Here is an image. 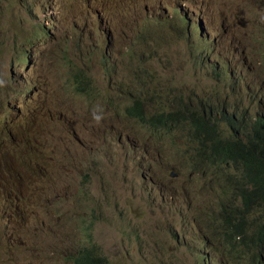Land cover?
I'll return each instance as SVG.
<instances>
[{"label":"rangeland","instance_id":"1","mask_svg":"<svg viewBox=\"0 0 264 264\" xmlns=\"http://www.w3.org/2000/svg\"><path fill=\"white\" fill-rule=\"evenodd\" d=\"M179 2L177 0V5ZM11 3L13 0H0V113L5 112L12 120L24 119L29 102L24 101L23 96L15 95L13 88L15 84L22 86L25 88L24 93L32 89L31 95L36 89L32 88V83L26 82L31 79H36L42 99H52L57 110L50 111L49 116L40 119L35 129V120L26 123L28 129L20 124L15 131L17 145L11 141L6 129H0V140L3 142V145L0 144V192L1 186L26 185V202L37 206L44 196L57 187L58 173L64 166L61 147L70 156L69 165L75 175H70L69 180L61 185L64 194L53 192L50 195L45 208L26 206L18 212L19 217H23L14 222L20 246H12L5 240L6 221L0 219V264H73L68 258L70 251L76 253L87 243L100 249L110 264H193L191 254L197 249L194 234L191 233L182 245L174 244L170 235L174 228H182L177 213H184L188 209L194 185H223V182L216 174L212 178L206 174L191 178L186 170L176 167L177 171L185 172V177L162 186L163 202L167 206L171 205V208L158 211L156 207L159 203H151L147 195L142 193L144 186H140V176L135 171L140 161L136 158L127 160L126 157L122 163L126 150L123 143L127 146L128 143L117 145L114 137L124 131H134V136L142 133L140 127L124 114V108L132 101L129 91L134 94V64L145 66L152 74V81L147 75L145 80L150 82L161 100L167 98L168 88L185 91L186 96L188 89L194 86L193 81L200 82L201 79L223 84V77L217 78L207 66L196 71L186 70L179 59L185 62L189 58L174 42L170 47L171 42L166 41L168 31L152 27L151 22L138 21L137 24L148 26L151 32L150 49L168 45L154 55L156 58L147 61L150 53L148 57L142 54L145 47L134 45V42V46H131L127 41L131 22L125 21V31L121 29L123 25H119L128 11L129 0H117V5L115 0H111V5L109 0H62L58 9H62L69 17L68 29L78 28L82 34L61 29L57 39L50 32L48 39H38L34 31L36 28L47 31L43 29L44 23L35 15L27 13L20 3ZM28 3L37 15L42 3L37 0ZM217 4L221 6L219 11H222V18L233 16L230 37L235 39H230L232 45L240 50L242 39L248 42L255 56L260 50L263 51L264 45L259 44L260 37H264V6L261 0H217ZM211 10L213 15L215 7ZM99 13L101 20L97 19ZM156 14L161 16L158 12ZM169 15L171 9L164 17L168 18ZM228 24L229 21H226ZM111 26H117L122 31L120 41H116L109 31ZM103 31L105 34L102 37ZM28 38L40 41L33 42L36 46L30 62L26 67L20 61L11 66L9 62L13 46L16 43L27 44ZM182 41L180 37L178 43ZM60 47L70 48L75 57L87 58V65L97 77L99 71L95 58L92 55L86 57V52L115 59L117 72L106 81L99 80L100 90L92 102L72 96L66 88L57 56ZM230 51L235 52L236 49ZM240 52L249 90L264 94V54L261 52L262 56L258 59L248 52ZM141 54L146 60L144 63L138 61L142 58ZM30 66L32 69L27 72ZM138 88L136 84L135 90L138 91ZM225 89L230 90L227 85ZM117 91L125 94L119 96ZM6 93L10 99L7 112L3 100ZM208 96L215 104L213 94L205 92L200 97ZM132 139L134 141V137ZM134 143L136 151L158 146L157 140L147 135ZM175 143L173 148L181 149V142L176 140ZM163 145L164 151L169 150ZM142 156L147 158L145 153ZM84 170L89 173L85 181L87 185H76V180H79ZM202 195L209 196L206 191ZM85 220L89 222L85 223ZM184 232L188 233L186 229Z\"/></svg>","mask_w":264,"mask_h":264},{"label":"clouds","instance_id":"2","mask_svg":"<svg viewBox=\"0 0 264 264\" xmlns=\"http://www.w3.org/2000/svg\"><path fill=\"white\" fill-rule=\"evenodd\" d=\"M135 1L129 0L127 22L132 21L133 8L137 4ZM109 5H111V0H109ZM115 5H117V0H115ZM160 6L161 1H159ZM47 11H49V5H47ZM106 13L109 14V9ZM35 16L37 17L36 13ZM147 18L149 22L152 21L151 14H148ZM155 18L159 21L161 16L156 14ZM97 19L101 20L100 13L97 15ZM186 21L185 19L184 23ZM50 23L49 21V25H51ZM154 27L156 28V25ZM168 27L170 25H166V29ZM172 27H174L173 24ZM147 28L148 26L146 30ZM43 29H45V25H43ZM47 33H49V29H47ZM182 33H184V27H182ZM104 34L103 31L102 37ZM33 42L40 41L28 38L27 44L16 43L13 46L9 62L11 66L19 61L24 64V67L28 65L31 60L30 56L35 52L36 45L34 44L36 43ZM100 45H102V41H100ZM88 55L95 58L99 77L91 72L86 63L87 58L75 57L70 48L60 47L57 50L65 86L70 94L92 102L100 90L99 80L110 79L117 72V68L113 58L86 52V57ZM218 65H220V59H218ZM31 67L27 72L31 71ZM146 75L150 81L154 79L145 66L134 64V78H132L134 94L129 91L128 95L132 101L129 106L124 108V114L140 127L142 133L134 136V131H124L114 137L117 145H121L123 142L128 143V146L123 143L126 150L125 157H122V163L125 162L126 157L127 160L136 158L140 161L135 166V171L140 176V186H144L142 193L147 195V200L151 203H159V206L156 207L158 211L171 208V205L167 206L163 202L162 186L170 185L185 177V172L177 171L176 167L186 170L187 175H190L191 178L199 174L210 175L212 178L216 174L223 185H194L190 193L188 209L184 213H177L182 228H174L170 235L174 244L182 245L186 238L191 236V233L194 234L197 249L191 254L193 264H199V262L201 264H219L220 254L222 255L221 264H234L240 245L238 230L245 224L251 212L264 211V94L231 86L228 91L225 89L226 85L199 79L200 82L193 81L194 86L188 89L186 96L184 95L185 91H174L168 88L167 98L161 100L150 82L145 80ZM216 75H218V71H216ZM26 82L32 83V88H36L31 95L29 93L32 89L24 93L25 88L22 86L15 84L13 88L15 95L23 96L24 101L29 102L27 105L29 110L24 119L12 120L5 112L0 113V129H6L10 134L11 141L16 145L18 142L15 131L20 124L24 125V129H28L29 126L26 123L35 120L36 124L33 125L35 129L40 119L49 116L50 111L57 110L52 99H42V91L37 88L36 79L26 80ZM136 84L139 87L138 91L135 90ZM117 92L119 96L125 94L122 91ZM205 92L208 95H214L215 104L211 102V96L200 97ZM147 96H149V100ZM3 100L5 101L4 109L7 112L9 111L7 103H10L7 93L3 96ZM136 100L142 103V114L146 119V125H142L128 114ZM145 135L155 138L158 146L145 148V151H136L134 142ZM132 137H134V141ZM176 140L181 142V149L173 148L176 145ZM0 144L3 145L1 140ZM163 144L169 150L164 151ZM200 147L205 148L207 153L212 156L214 165L206 166L200 163L197 153V149ZM60 150L64 155V166L58 173L57 187L44 196L37 206L26 202V185L1 186L0 219L6 221L5 240L10 245L20 246L14 222L23 219V217H19L18 212L24 210L23 208L26 206L34 209L45 208L50 195L53 192L64 194L61 185L69 180L70 175H75L73 168L69 165L70 156L63 147ZM143 153L147 154V158L142 156ZM88 174L84 170L79 180H76V185H87L85 181L88 179ZM204 191L208 192V197L202 195ZM66 193L74 195V193ZM88 222L85 220V223ZM185 229L188 233L184 232ZM81 233L84 234V232ZM81 253L86 258L85 264H110L100 249L88 243L81 246V249L76 253L74 250L70 251L68 258L75 264V258Z\"/></svg>","mask_w":264,"mask_h":264},{"label":"bare ground","instance_id":"3","mask_svg":"<svg viewBox=\"0 0 264 264\" xmlns=\"http://www.w3.org/2000/svg\"><path fill=\"white\" fill-rule=\"evenodd\" d=\"M29 1L31 0H13L11 4L15 5L20 3L27 13L35 15L33 7L28 3ZM37 1L42 3V7L37 11L38 20L44 23L45 28L49 29V32L55 35L56 39L61 29H66L75 34H82L78 28L72 27L68 29L69 17L65 15L62 9H58L62 0ZM53 1H55V5H53ZM159 1H161V7H159ZM179 1V5H177V0H173V3H171V0H136L135 2H137V4H135V8H133V18L130 26L131 29L128 31L127 41L131 46H144L145 48L142 54L145 53L148 57V53H150V59L147 61L156 58L154 55L160 53V49L164 50L165 46L168 45H161L150 49V43L152 41L151 32L149 28L148 32H146L147 26H141L137 24V22H149L147 18L148 14H151L153 21L158 12L161 14V19L159 21H151L152 27L156 25V28L166 29V25H170V27L166 29L169 33L166 41L171 42V48L172 42H174L189 58V60L185 62L179 59L183 68L186 67L188 71H196L207 66L217 78L223 77V85L250 91L243 73L240 51L248 52L260 59L262 53L264 54V50H260L257 56H255L251 52L248 42L246 40L242 41V39H240V50L232 45V41L235 39L230 37V25L233 16L222 18V11H219L221 6L217 4V0ZM261 2L264 6V0H261ZM47 5H49V11H47ZM171 5H173V7H171ZM187 5H189V11H187ZM151 6H153V10H151ZM212 7H215V13L213 15L211 10ZM51 9H53V13H51ZM169 9H171V15L165 19L164 15L167 13L169 14ZM175 11H177V17H175ZM135 12H137V14H135ZM59 13H61V15H59ZM45 15H47V21H45ZM127 15L128 13L125 14L123 21H119L120 27L123 25V27H121L122 31H125ZM210 15H212V18H210ZM61 17L63 19H60ZM185 17H187L186 23H184ZM49 21H51V25H49ZM173 21H175L174 27H172ZM194 21H196V23H194ZM226 21H229L228 25H226ZM133 22H135V24H133ZM160 25H162V27H160ZM182 27H184V33H182ZM52 28H54V31H52ZM224 29L227 30L226 33H224ZM39 31L41 30L37 28L34 31L38 39L49 38L50 33H47V31L43 37H39ZM109 31L112 32L116 41H120L122 31L117 28V26H111ZM170 31H172V37H170ZM131 32L132 35H130ZM218 33H220V35H218ZM144 36H146V42H144ZM180 37H182V43H178ZM218 39H220V41H218ZM222 39H224V43H222ZM230 39H232V41H230ZM132 42H134V45H132ZM259 44L264 45L263 36L260 37ZM208 45H210V47H208ZM232 48L236 49V51H230ZM220 49H222V53H220ZM174 53L177 54L175 50ZM232 53H234V55H232ZM142 54V60L139 58L138 61L144 63L146 60ZM218 59H220V65H218ZM232 59H236V61H232ZM230 69H232V71H230ZM216 71H218V75H216ZM228 73H230V75H228Z\"/></svg>","mask_w":264,"mask_h":264},{"label":"trees","instance_id":"4","mask_svg":"<svg viewBox=\"0 0 264 264\" xmlns=\"http://www.w3.org/2000/svg\"><path fill=\"white\" fill-rule=\"evenodd\" d=\"M46 31H39V37L45 35ZM134 119L142 125H146V119L142 114V103L134 101V105L128 111ZM198 159L203 165H214V160L205 148H198ZM240 245L234 264H264V211L251 212L245 224L238 230ZM84 254H79L75 258V264H85ZM218 263H222V255L218 257ZM201 264V262H199Z\"/></svg>","mask_w":264,"mask_h":264}]
</instances>
